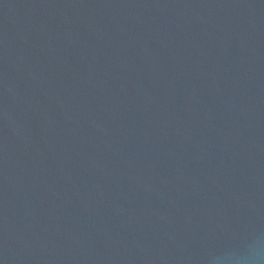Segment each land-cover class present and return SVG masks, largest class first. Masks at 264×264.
<instances>
[{
	"label": "water",
	"instance_id": "obj_1",
	"mask_svg": "<svg viewBox=\"0 0 264 264\" xmlns=\"http://www.w3.org/2000/svg\"><path fill=\"white\" fill-rule=\"evenodd\" d=\"M0 264H264V0H0Z\"/></svg>",
	"mask_w": 264,
	"mask_h": 264
}]
</instances>
